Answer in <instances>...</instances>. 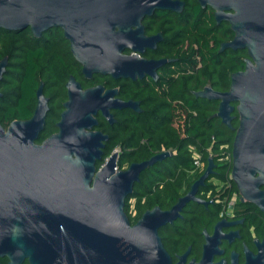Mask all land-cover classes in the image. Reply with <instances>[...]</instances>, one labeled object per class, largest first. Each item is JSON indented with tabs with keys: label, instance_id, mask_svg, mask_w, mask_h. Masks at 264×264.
<instances>
[{
	"label": "water",
	"instance_id": "95a60500",
	"mask_svg": "<svg viewBox=\"0 0 264 264\" xmlns=\"http://www.w3.org/2000/svg\"><path fill=\"white\" fill-rule=\"evenodd\" d=\"M198 2L206 5V0ZM182 6L181 0H0V28L29 27L36 37L61 28L87 79L96 73L114 79H156L167 59L141 55L160 40L159 33L145 35L142 21L156 10L179 12ZM238 6L245 15H254V4ZM227 19L238 32L222 47L235 49L243 32L232 15ZM249 47L256 67L248 64L233 73L228 90L206 85L194 95L218 102L214 117L230 128L232 112H237L231 179L242 197L264 211V191L259 189L264 184V52L256 51L251 41ZM6 64L5 56L0 81ZM42 87L40 82L29 119H14L7 128L0 123V258L6 256L7 264L25 257L30 264H170L158 228L173 222L189 200L209 204L196 194L214 172L213 159L208 157L203 173L170 208L155 205L130 225L123 206L134 183L145 168L171 154L163 150L117 169L118 153L112 151L96 169L108 135L95 127L98 112L112 122L111 108L140 112L139 101L116 97V88H83L71 75L57 132L36 143L49 109Z\"/></svg>",
	"mask_w": 264,
	"mask_h": 264
},
{
	"label": "trees",
	"instance_id": "16d2710c",
	"mask_svg": "<svg viewBox=\"0 0 264 264\" xmlns=\"http://www.w3.org/2000/svg\"><path fill=\"white\" fill-rule=\"evenodd\" d=\"M203 12L193 2L186 6L182 14L154 13L153 17L158 22L169 15L166 22L169 29L166 33L170 43L166 45V42L164 52L169 56L179 57V63L168 67L157 82L124 83L120 95L124 99H139L142 112L116 110L117 122L101 127L108 134V140L105 141L103 156L97 161L96 169L115 147L121 148L118 159L120 166L125 162L129 164L148 159L162 150L171 154L145 168L140 173L139 180L134 183L132 193L124 204L128 208L130 201H134L137 216L133 221L155 205L162 209L170 208L186 193L207 165L208 148L212 151L215 169L204 187L200 188L204 198L209 199L206 195L209 190H213V195L218 196L226 194V191H237L232 182L230 188L223 192L225 187L216 190L217 185L211 181V178L224 181L231 170V149L235 132L214 117L218 102L194 96V92L203 89L208 81L215 90H228L229 74L238 66L224 55L213 60L212 57H206L204 52L208 43L204 37L207 32L203 24ZM162 25L159 24L160 27ZM194 30L197 43L204 48L200 50V55L205 65L200 69L194 68L195 62L191 59V54H186L185 50L178 54L177 49L173 48L174 41L182 43L184 38L190 39ZM0 42V60L7 57L6 70L0 81V123L29 117L34 105L35 89L42 80L46 93L51 97L52 106L40 139L55 129L54 123L59 118L62 102L67 99L64 83L69 75H74L83 87L104 80L99 75L90 80L82 76L80 64L72 56L69 43L59 28H53L52 33L47 32L40 38L34 37L29 27L23 30L0 28ZM174 122L178 127L174 126ZM224 145L227 146L226 152L230 153V161L222 159ZM191 146L203 154V168L194 173L190 171ZM210 206L220 211L218 204ZM192 207L198 217L207 213L201 209L202 205L193 203ZM185 220H189L188 216L181 218L179 222ZM189 225V222L185 225L188 231Z\"/></svg>",
	"mask_w": 264,
	"mask_h": 264
},
{
	"label": "flooded vegetation",
	"instance_id": "af4514ba",
	"mask_svg": "<svg viewBox=\"0 0 264 264\" xmlns=\"http://www.w3.org/2000/svg\"><path fill=\"white\" fill-rule=\"evenodd\" d=\"M181 1L183 2L181 11L177 12L169 11L167 9H159L154 11L152 15L146 16L142 21L145 35L154 36L159 33L160 40L156 41L155 47H146L145 51L141 55L147 59H167V62L157 70L156 79L151 78L149 76L136 80H126L124 78L114 79L110 75H101L99 73L93 74L91 78L87 79L82 74L80 65V72L86 80L92 79V77L95 75H99L101 78L104 79L101 82L94 83L93 85L87 87L103 85L105 89L116 88V97H119L122 100H129L132 98L124 99L120 95L122 85L124 83L135 81H143L146 83L151 80L153 82H157L162 76V74H165L168 67H173L178 62L179 57L169 56L164 52L166 42V45H169L170 43V40L168 39L169 37L166 33L169 29V26L166 25V22L170 18L169 15L165 17V19L162 18V22H158V20L155 19L153 15L156 12H171L182 14L186 9V6L192 5L193 2H196L204 11L203 24H205V29L207 32L204 34V37L208 43V48L204 52L206 57H212L213 60V58L217 59L224 55L227 56L228 59L230 58L233 62H236V64L238 65L229 74V85L231 75L233 73L238 71H244L248 64L253 67L257 66V62L249 55V42H252L253 48H255L256 51L264 52V0H206V5L204 7L199 4L198 0ZM230 4L233 7H230ZM238 4H254V15H245L244 9L239 8ZM219 11L225 13V15L217 17L216 13ZM228 15L233 16V20H235L237 27H239V31L242 30L243 32L240 45H238L235 49L229 47H222L223 43H228L232 41V39L238 32L232 29L233 22L227 19ZM160 23L163 24L162 27L159 26ZM52 29L53 28L48 29L40 37H42L47 32L52 33ZM194 34H196L195 30L192 36H190V39H188L187 44L185 45L181 42L174 41L173 48L175 50L177 49L178 54L181 50H185L187 52L186 54H191L192 57H189H191V59H193L195 62L194 68L200 69L205 65L203 62V58L200 55V50H204V48H201V45L197 43V37ZM65 40L68 41L67 39ZM126 53L129 52L127 51ZM247 60L249 62H247ZM76 80L78 79L76 78ZM40 82L43 81L40 80L39 83ZM206 85H210V81H208ZM38 86L36 87L34 92V105L32 107L31 114L29 115V117L19 120H26L32 116L37 103L36 90ZM42 89L44 95L48 98L49 109L46 112L43 131L39 133V139L35 141L36 143H41L42 140H44L51 134L57 132L58 128L56 126V123L59 121L60 113L63 111L64 101L62 102V109L59 112V118L54 123L55 129L49 132L45 137L40 139L42 133L45 131L47 117L48 114L51 112L52 106L51 97L46 93V89L44 88V82ZM132 100L139 101V106L141 108L139 99ZM116 110L117 109L114 108L110 109V112L113 114L114 118V121L112 122H109L107 117H104L101 112H98L96 114L97 125L95 129L107 134L103 131L104 129L101 127L104 124L114 125L117 122V117L115 115ZM134 112L141 113L142 108L140 112ZM232 115H235V117L231 122L232 128H229L234 130L235 132L239 123V119L236 111L232 112ZM9 123H7V126ZM173 124L174 126L178 127L177 123L174 122ZM7 126L5 127L7 128ZM257 176L258 173L254 174V177ZM232 185H234L237 190L238 199L236 201V207L231 215L226 216L225 214H222L221 211L215 210L214 206H210L211 204L217 203L204 198L202 191H200V188L204 187L202 186L199 187L196 196L199 199L209 201L208 205H203L199 202L189 200L185 203V206L181 210H179V215L173 222L159 226L158 235L160 237L164 249L170 257V264H264V211H262L258 206L250 203L248 200L242 197L238 188L236 187V184L233 181ZM259 189L264 191V184L261 183ZM185 194L186 193H184L183 195ZM193 203L202 205L203 208L201 209L206 210L207 213L203 214V216L201 215L200 217H198L196 215V211H194L192 207ZM135 211L137 215V210L135 209ZM123 212L130 225H133L140 218L139 217L136 221H133V219H135V217L133 216L134 214L131 216V213L129 212V207L127 208L125 205L123 206ZM185 216H188L189 220L179 222V220L181 218H184ZM24 218L27 219V217ZM202 218H204L203 221H200ZM187 222L190 223L189 231L185 228ZM0 261L2 262V264H7L8 258L6 256H3L0 258ZM18 264H30L28 257L23 258V260Z\"/></svg>",
	"mask_w": 264,
	"mask_h": 264
},
{
	"label": "built area",
	"instance_id": "2783aa9c",
	"mask_svg": "<svg viewBox=\"0 0 264 264\" xmlns=\"http://www.w3.org/2000/svg\"><path fill=\"white\" fill-rule=\"evenodd\" d=\"M226 148L227 146L224 145L223 146V151L224 152V156L222 157L223 160L225 161H230V153L226 152ZM114 151V149H113ZM163 151V150H162ZM190 151H191V157H192V168H191V173H194L198 170H201L203 168V154L201 152H199L198 150H196V148L194 146L190 147ZM208 152V157L211 158L212 157V151L210 148L207 149ZM231 162H232V156H231ZM211 181L213 183H215L217 185L216 190H219L223 187H225V189H223V192H225L226 190H228L231 186V170L229 172V174L227 175V178L222 181L219 182L217 181L216 178H211ZM207 197H209V200L211 199V201L217 203L220 206V211L222 214H225L226 216L231 215L232 212L234 211L235 207H236V201L238 199V194L237 191H231L228 192L226 191V194L218 196V195H213V190H209L207 192Z\"/></svg>",
	"mask_w": 264,
	"mask_h": 264
},
{
	"label": "rangeland",
	"instance_id": "374dc122",
	"mask_svg": "<svg viewBox=\"0 0 264 264\" xmlns=\"http://www.w3.org/2000/svg\"><path fill=\"white\" fill-rule=\"evenodd\" d=\"M187 41H188V39L187 38H184V40H183V44L185 45V44H187ZM2 49V43L0 42V50ZM3 127H5V126H7V123H2L1 124ZM6 128V127H5ZM114 151L115 152H117L118 153V157H117V160H116V162H117V169H124V168H126L129 164L128 163H123V165H118V159H119V155H120V152H121V148L120 147H115L114 148ZM106 161V158L103 160V162L102 163H100V165L99 166H101V164H103L104 162ZM120 167V168H119ZM99 168V167H98ZM134 201L133 200H131L130 201V205H129V212L131 213V216L133 215L134 217H136L137 215H136V211H135V207H134Z\"/></svg>",
	"mask_w": 264,
	"mask_h": 264
}]
</instances>
